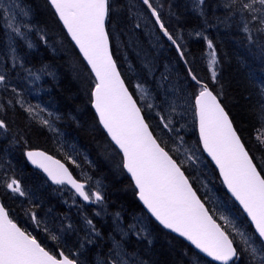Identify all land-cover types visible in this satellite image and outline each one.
Instances as JSON below:
<instances>
[{
    "label": "snow or ice",
    "instance_id": "obj_1",
    "mask_svg": "<svg viewBox=\"0 0 264 264\" xmlns=\"http://www.w3.org/2000/svg\"><path fill=\"white\" fill-rule=\"evenodd\" d=\"M49 3L95 75L92 97L99 122L122 153V167L130 174L135 189L138 190V198L151 216L163 228L179 234L217 264H264V175L261 174L264 168L258 171L257 165L253 162L254 158L241 142V137L233 127V121L221 103L222 91H215L210 86L219 84L218 60L212 40L204 35L203 31H195V36L204 39L210 50L207 62L210 72L208 82L198 77L192 68L187 69L188 76L195 86L192 98L194 115L198 119L199 143L219 168L223 183L247 214L254 231L241 230L234 221L223 215L219 217L223 221V226L218 223L182 170L183 162L178 163L170 151L166 150L167 145L158 140L150 130L145 115L142 114V107L138 106L137 100L134 99L135 92H130L125 85L110 51L106 21L111 19L110 13L114 7L112 0H49ZM142 3L150 10L163 36L176 47L183 59L184 46L178 42L182 37L169 31L161 19L160 11L153 6L151 0H142ZM205 4L206 0H192V11L207 22ZM14 7L19 5H9L4 9V26L24 39L28 48H32L33 44L28 40L31 26L17 21V15L11 11ZM223 7L230 17L240 18L243 22L242 30L250 41L253 39L251 31L264 35V0H223ZM19 15L28 17L29 13L20 9ZM136 27H139V24ZM41 39L44 37L41 36ZM18 59L13 49V68ZM26 71L29 76L39 79V76L30 69ZM9 87L10 81L0 68V88L7 91ZM11 91L15 93L16 89L11 88ZM261 95L264 96V86L261 88ZM12 103L11 100L7 104L0 103V112L5 111ZM16 103L23 108L22 101ZM146 107L152 109L154 105L148 103ZM25 111L32 115L34 109L29 106ZM175 111V104H169L168 115H160L159 120L164 128L178 132V129L170 127ZM253 114L258 124L264 127V100L260 101L258 110H254ZM40 123L51 128L47 119H41ZM0 130L3 132L9 130L3 118H0ZM180 139L183 142V138ZM26 156L33 165L43 169L54 183L71 185L84 201L93 203L104 201L100 191H86L85 183L74 179L68 168L59 160H54L42 151H27ZM194 156L192 153L187 158L193 160ZM0 187L21 197L26 195L19 180L6 173L0 175ZM116 215L119 216V213ZM31 218L35 221V214H32ZM86 223L90 228V234L100 235L92 220L88 219ZM229 227L235 235L227 231ZM134 229L135 225H129L128 231L118 226L121 238L111 237V246L106 253L97 257L96 264H146V261L139 259L134 252H129L125 247L124 238ZM136 235L139 236L140 232ZM51 238L59 239L55 235H51ZM86 242L91 244L94 241L86 238ZM80 247L83 248L84 244L82 243ZM0 264H82V262L63 251L54 255L46 250L35 236L23 230L10 218L9 211L0 203Z\"/></svg>",
    "mask_w": 264,
    "mask_h": 264
},
{
    "label": "trees",
    "instance_id": "obj_2",
    "mask_svg": "<svg viewBox=\"0 0 264 264\" xmlns=\"http://www.w3.org/2000/svg\"><path fill=\"white\" fill-rule=\"evenodd\" d=\"M22 1L28 5L27 8H29V10L32 12L36 25L42 27L47 33L54 35L55 38V52L51 53L47 49H43V46H41L40 43L38 46L39 51L35 54V56L33 55L28 66L37 67V57L40 59V56H42L40 61L55 69L57 75L59 74L57 76V80L49 84V96H45V98L43 97V102H46L47 99V103H50L53 106L55 111L65 122L64 126L62 127V132L66 133V138H62V141L58 140L57 145L55 144L54 146L52 138L54 139L55 136L51 134L49 137L45 128L42 126L39 127V124L37 125L36 123L34 124L30 122L35 121L18 107L7 108L8 110L6 109L5 112L3 111L2 115H0V118L5 119L8 124L9 130L7 133H12L13 137L15 136L17 145L20 144V146L25 147V149L42 150L58 157L71 168L74 175L76 173L72 165L65 159L64 156L66 155V151L69 149V147L76 146L78 151L86 153L89 156V159L93 162V164L89 165V163L88 166H85V164H83L84 160L80 159L79 164L83 165L82 168L84 169L85 166L90 174L92 172L91 175L100 180L103 179L102 181L106 185L105 192H107L106 201H108L111 207L115 208V211H124V213L131 212L132 215L143 214L147 217L146 213L142 209L143 207L137 200L136 191L131 181L123 171L122 158L120 154L112 146L107 136L101 130L97 118L91 109V94L94 89V79L91 76L87 66L67 38L48 2L46 0ZM222 1L223 0H206L204 11L206 18L208 19L210 17L209 20L211 19V24L209 20H207L206 23L203 17L191 12V9L188 5H182V3L180 4L178 0H162L156 5V7L160 11L161 19L169 31L174 35H179L182 37V39L178 42L184 46L185 60L190 61L191 64L193 60L196 61L199 58V55L204 52V46H206H200L203 45L204 42L197 39L194 31L197 29L196 31L207 32L209 39L212 38L211 40L214 41L213 45L215 46V49L219 55L217 72L218 74L220 73V76H218L221 79L219 80L217 76L219 84L210 86L213 88L215 87V91H222V93L224 92L221 102L233 121L237 133L241 137L251 156L254 158L259 170H261L264 168V127H261L258 124L253 113L254 110H258L260 101L264 100V96L260 95L262 86L261 84L258 85L259 78L258 76L257 79L254 77V74L261 76V70L255 69L257 66L264 68V35H261L255 31H251L250 34L253 39L250 41L247 38V34H245L242 30L243 22L240 20V18L238 16L230 17L226 9H224V11L222 10V8H224ZM112 3L114 7L113 11L110 13L111 19L108 22V31L111 40L114 43L113 29L115 27L120 31L122 30V34H124V37L128 38V42L135 48V50H137L136 52L143 56L145 52L148 53L146 56L147 63H150L152 66H154V59L150 60L152 50L148 46V41L145 40V38L144 40L141 38L138 39V34L133 28L134 24L130 14L131 10H129V6L127 9L126 0H112ZM160 5H163V7L161 8ZM187 9L190 11V13H187L189 12ZM222 13H226L228 17H223ZM215 14H217L218 17L217 15L215 16ZM219 16L223 17L221 22ZM212 19L217 23L214 24ZM201 22L202 24H200ZM218 24H225L223 25L224 28H221L220 30ZM211 26L213 27L211 28ZM218 31L221 32L222 35L220 34L219 36ZM196 39L200 43L197 42ZM163 40L167 45L169 44L164 38ZM170 47H172V44ZM172 51L171 55L173 54L174 58L178 60L176 51ZM113 52L118 63L119 70L124 77L126 84L131 89V92H134V89H132L131 83L128 79L126 69L120 62L121 58L119 53H117L115 46H113ZM255 55L256 57L260 56L263 63L261 61H257L255 59ZM189 66L192 68H198V77H201V79H203L205 82H208L209 79L207 78L210 77V74L207 73V68L204 64L203 66L206 72L205 76L200 71L198 64H192ZM187 68L189 67L187 66ZM183 70L187 72V69L184 67ZM255 70L259 71L256 72ZM261 77L262 80H264V71ZM189 88L192 91L195 90V86L192 82L189 83ZM143 113L145 117H147L145 111H143ZM189 137L190 139L191 137H195V141L199 145L196 133L193 132L185 138L189 139ZM20 146L17 147L18 151H16L18 160L15 161L12 159L15 165V170L12 172L13 174L8 172L9 169H11V166L5 167L4 162L3 164H0V168H7V175L13 176L19 180L20 184L33 189L34 185L39 183V181L42 182L44 178L26 164L23 151ZM19 151L21 152L19 153ZM207 165L210 172L206 174L203 173L202 176L208 178V181L210 182L209 184H211L218 193V197L223 199V205L220 207L216 204V202H213L210 199V191L213 190H208L205 188V184L202 186L196 185L194 183L192 184L198 193L203 192L200 196L204 202L208 204L207 206L214 219H216L217 222L223 226V221L219 219L221 215L228 218L234 216L239 219L243 229L246 231H253L247 220L242 216L239 208H237L227 196L215 169L211 166V164L207 163ZM183 170L188 176L191 175V173H189L186 168H183ZM198 173L199 172H196V175H199ZM196 175L194 178L195 180H197ZM262 175H264V172H262ZM1 190L2 189L0 187V198L4 206L10 212L11 218L22 227L20 222L13 214L15 205L18 206L20 210H22L19 203L16 202V200L11 199L10 196L9 200L5 195L2 194L3 191ZM47 191L48 194L46 193L47 196L44 194V200L46 199L48 202H50L54 200V197H52L50 200L52 191ZM36 207L37 205H32L30 209H36ZM24 210L29 212L26 209ZM18 212V209H16L15 213ZM148 220L150 221L151 229L155 236V246L154 243L153 245L149 246L145 242L139 243L140 245L135 246L137 251L144 254L143 257L148 261V263L192 264L190 262L193 260V257H197L194 251L177 237L164 232L150 218H148ZM95 224L99 225V222L95 221ZM76 227L80 229V226ZM229 230H231L230 233L232 235H235L231 227L227 229V231ZM41 243L48 251L52 252L53 254H57L55 250L48 247L45 243ZM72 245L75 247L73 243ZM200 259L205 263L210 264L204 259Z\"/></svg>",
    "mask_w": 264,
    "mask_h": 264
},
{
    "label": "rangeland",
    "instance_id": "obj_3",
    "mask_svg": "<svg viewBox=\"0 0 264 264\" xmlns=\"http://www.w3.org/2000/svg\"><path fill=\"white\" fill-rule=\"evenodd\" d=\"M151 2L155 7L159 0H151ZM126 3L127 9L129 6V10H131L130 14L134 24L133 28L138 34V39L141 38L142 40H144L145 38V40H147L149 43V48L153 49H151L152 54L150 55V60L154 59L155 62V59L160 57L161 54H169L171 47L164 42L163 37L160 35L154 24V21L152 20L149 13L146 12V8L143 5H140L141 2L139 0H126ZM13 4L19 5V7H14L11 9V11L17 15V21H22L31 26L32 30L28 32V40L33 44L32 48H28L27 43L24 39L17 36L10 29H7L4 26V9ZM20 9L27 11L29 13L28 17L19 15ZM140 11L143 14H141ZM144 11L145 13H148L147 17L146 15H144ZM137 24H139V27H136ZM22 31H24V29H22ZM43 31L45 30L42 27L36 25V23L34 22L32 12H29L28 9L19 0H0V68L3 69V72L6 74L7 79L10 81V87L7 91H5L3 88H0V103L7 104V102L11 100L13 103L11 105H8L9 108L18 107L27 114L28 112H26L25 109L29 106L33 107L35 115H33L34 112L32 114L33 116L29 114L28 115L35 119L39 124L41 119H50L49 121L51 124V128H49L48 126L44 127L48 131L49 135L53 134L55 136L54 140L58 142V140L62 141V138H66V133L62 132V127L64 126L65 122L61 117H59L60 115L57 114L53 106L50 103V105L47 103V99L46 106L45 102H43V97L45 98V96H49V84L57 80V73L55 74L56 71H54L52 67L42 63L40 61V59L42 58L39 59L38 57V60L36 61L38 65H36L39 67L28 66L26 68H31L30 70H33V73L36 71L35 74L39 76L38 80L35 79L34 76H29L28 71L21 68L22 66H24V61L27 65L30 63L33 55L35 56V54L39 51L38 46L40 43L41 46H43L49 52H55L56 43L54 42V35H52L51 33H47L46 31L44 34ZM122 32V30L120 31L116 27L113 29L114 43L121 60L124 61L123 65L126 69L127 75L131 83L135 85V92L137 94L140 105L145 111V114L148 113V115L151 116L152 123L158 135L162 137V141L169 147L170 151L177 155L179 162H183V166L188 170L189 173L196 174V172H199V176L203 173H209L210 171L208 170L209 168L207 165V160L202 154L199 145L195 141V137H191V139L190 137L189 139L184 137L186 135H190L192 130H195L194 100L192 98L193 91L189 88V82L181 78L180 74L177 71L175 72L174 67L171 66L173 65L172 61L171 63L168 62V60L170 59H168L166 63L161 66L160 64H157L156 67L152 66L150 63H147L146 56L148 55V53L145 52L144 56L137 53L135 48L128 42V38L124 37V34H122ZM41 36H43L44 39H40ZM3 40H5V42ZM163 48L164 51H162ZM13 49L15 50V56L19 58L14 68L12 67ZM130 52L133 53L132 59L129 57ZM201 55L202 60L204 59V63H206L205 59L208 60L209 55L206 54V56L204 57V52ZM153 64L155 65V63ZM187 66H189V64ZM164 69L165 72L163 71ZM255 69L261 70L260 75H263L264 68L257 66ZM46 70L47 72H45ZM259 70L255 71L258 72ZM171 72L176 73L175 77L177 78L173 76L172 78L170 76L172 75ZM259 84H262L261 86H264V80L259 79ZM138 85L140 86L139 88L137 87ZM11 88H15L16 92H12ZM141 89L143 91H141ZM186 90L188 91V93ZM5 101L6 103H4ZM16 101H22L23 108L19 103H16ZM148 103H152L154 107L152 109H148L146 107ZM169 104H175L176 106V111L172 115L173 123L172 125H170V127L178 129V132L170 131L169 129L164 128L159 120L160 115H168ZM40 109H43V111H40ZM50 113L51 115H49ZM0 115H2V112H0ZM0 133H2L0 134V164H3L4 162L5 167L11 166V169H9L8 171L11 174L15 170L13 160H18L16 151H18L17 147L20 146V144L17 145L15 136L13 137L12 133L3 132V130H0ZM181 137L183 138V142L180 139ZM21 148L24 152L25 147ZM177 148L179 149V151H173ZM20 152L21 151H19V153ZM192 153L195 154L194 159L189 160L187 157ZM64 157L68 162H70V164L74 168V171L78 174L80 179H83L89 183V190L100 191L105 198L107 194L105 192L106 186L104 182L100 179L99 181L98 179L93 178L87 168L84 166L85 168L83 169V165L79 164V160L83 159V164L88 166L89 162L87 156H84L81 151H78L76 146H71L66 151V155ZM73 161L75 163H73ZM89 161L91 162L90 159ZM5 167L0 168L1 175L5 173L7 174V168L5 169ZM202 185H204V187L208 190H213L210 191L211 193L209 197L213 202H216V204L221 207L224 201L223 199H220L218 197V193L215 191L212 185L207 181L206 183L203 181ZM21 187L26 192V195L23 197L12 194L10 191L3 187H1L3 191L2 194L5 195L8 199L10 196L11 199H14L19 203L22 210H20L18 206H14L15 210L13 214L15 218L22 224L24 228L29 230V232L31 231L37 233L40 241L45 243L48 247L52 248L51 246H53L54 248H57L56 244H58L62 247L65 254H71L74 258H77L80 262H82V264H96L97 257L100 254L106 253L108 251V248L111 246V237L114 236L116 239L121 238L118 231V226L119 228H123L125 231H128L129 225L132 224L135 225V229L129 232L128 236L124 238L125 247L129 252H134L136 254V257L143 261H146V264H149L148 261L143 257L144 254L135 249L136 245H140L139 243H143L140 237H142L143 235V238L148 237L147 239H149L151 235L150 233L152 232L150 221H148V217H146L145 215L141 214L139 217L133 219L132 223L131 221H129L130 223H127L126 218L122 214L119 213V216L116 215L118 212L112 210L111 205L108 202L106 204L105 199L102 203H96L97 206L95 208L93 206L87 207L83 203L79 202L76 196L68 188L58 189L55 187H51V191L53 194L52 196L50 195V200L52 197H54V200L48 202V200L45 199L48 202L47 203L44 200V194L47 196L48 191H46L47 188L45 189L42 184L36 183L33 189L26 187L23 184H21ZM49 203L55 205H51ZM32 205H37L36 209H30ZM23 208L28 210L29 212H26ZM16 209H18V213H15ZM32 214H35L36 216L35 221L31 218ZM88 219L92 220L96 231L100 234L99 236H96L94 233L90 234V228L86 223V220ZM228 219L234 221L236 226L241 230L246 231L245 229H243L239 219L234 216L229 217ZM37 221L39 222V224H37ZM95 221L99 222V225H96ZM75 226H80V229L86 233V238L92 239L94 242L89 245L86 242L85 237H79V239L77 240L78 243L75 244L76 249H70L68 243L70 241H68L66 237L74 235ZM45 229H47V231H45ZM141 229L143 231H141ZM137 232H140L139 236L136 235ZM50 234L57 236L59 239L53 240ZM134 236L135 238L140 239L139 243L137 241H131L135 240L131 239L132 237L134 238ZM237 239L239 238L237 237ZM79 243H83L84 247L81 248ZM191 262H194L195 264H207L200 258H194V261L191 260Z\"/></svg>",
    "mask_w": 264,
    "mask_h": 264
},
{
    "label": "bare ground",
    "instance_id": "obj_4",
    "mask_svg": "<svg viewBox=\"0 0 264 264\" xmlns=\"http://www.w3.org/2000/svg\"><path fill=\"white\" fill-rule=\"evenodd\" d=\"M26 8L28 7V5H26L22 0H19ZM46 1H48V0H46ZM153 1V0H152ZM162 0H159V2H161ZM159 2H157V4L159 3ZM178 2L181 4L182 3V5L184 4V5H188L189 6V8L191 9V12H193L192 11V0H178ZM223 2V1H222ZM152 3V2H151ZM218 3H219V1H218ZM140 5H142V4H140ZM154 5V4H153ZM142 7V6H141ZM140 7V8H141ZM155 7H156V5H155ZM181 7V6H180ZM186 7V6H185ZM30 8H32V7H30ZM51 8V7H50ZM28 9V11L29 12H31L30 10H29V8H27ZM142 9V8H141ZM224 9L225 8H222V10L224 11ZM33 10V9H32ZM188 10V9H187ZM189 11V10H188ZM216 11H218V10H216ZM141 12V11H140ZM147 12V11H146ZM144 13H145V11H144ZM187 13H190V11L189 12H187ZM195 13V12H194ZM141 14H143L142 12H141ZM147 14L148 13H145L144 15H146V17H147ZM192 14V13H191ZM190 14V15H191ZM173 15V14H172ZM212 15V14H211ZM217 14H215V16H216ZM149 16V15H148ZM196 16V15H195ZM222 16L223 17H228V15L226 14V13H222ZM197 17V16H196ZM217 17H218V15H217ZM220 17V22H221V20H222V18L223 17H221V16H219ZM36 18V17H35ZM149 18V17H148ZM210 18V17H209ZM209 18L207 19V20H209ZM36 20V19H35ZM204 20V19H203ZM211 20V19H210ZM209 20V21H210ZM213 20V19H212ZM219 20V19H218ZM216 21V20H215ZM59 22V21H58ZM214 24L215 23H217V22H214V20L212 21ZM219 22V21H218ZM136 23H137V21H136ZM197 23H199V22H197ZM207 23V22H206ZM59 24L61 25V27H62V29L64 30V32H65V34H66V36H67V38H68V35H67V33H66V31H65V29L63 28V26H62V24L59 22ZM200 24H202V22L200 23ZM210 24H211V21H210ZM207 25V24H206ZM219 26V29L221 30V28L223 29L224 28V26L223 25H225V24H218ZM196 26V25H195ZM202 26V25H201ZM215 26V25H214ZM191 27V26H190ZM207 27V26H206ZM213 26H211V28H212ZM217 27V28H218ZM193 28V27H192ZM216 28V27H215ZM205 29V28H204ZM214 29V28H213ZM190 30V29H189ZM197 30V29H196ZM195 30V31H196ZM203 30V29H202ZM209 30H210V28H209ZM193 31V30H192ZM191 31V32H192ZM195 31H194V33H195ZM217 31V30H216ZM44 32V31H43ZM212 32V31H211ZM219 32V31H218ZM217 32V33H218ZM203 33H204V35H206L208 38H209V35L207 34V32H204L203 31ZM216 33V34H217ZM44 34H45V32H44ZM188 34V33H187ZM191 34V33H190ZM220 34H221V32H219V36H220ZM218 35H217V37H218ZM222 35V34H221ZM213 36V35H212ZM215 36V35H214ZM160 37V36H159ZM158 37V38H159ZM188 37V36H187ZM191 38V37H190ZM195 38V37H194ZM219 38V37H218ZM41 39V38H40ZM69 39V38H68ZM148 39V38H147ZM160 39V38H159ZM158 39V40H159ZM197 39H199V40H201V41H203L204 42V44L203 43H201V44H203V45H200V46H204V45H206V46H204V56H206V54H209V52H210V50L207 48V42L204 40V39H202V38H198L197 37ZM196 39V40H197ZM212 39V38H211ZM215 39H216V37H215ZM220 39H222V38H220ZM4 42H5V40H3ZM70 41V40H69ZM162 41V40H161ZM169 44V46H171V42L170 41H168V40H166ZM197 42H199L198 40H197ZM212 42H214V41H212ZM216 42V41H215ZM2 43V42H1ZM40 43V42H39ZM196 43V42H195ZM200 43V42H199ZM109 44H110V51L112 52V54H113V59L116 61V59H115V56H114V52H113V46H115V48H116V45H114V43H113V41L111 40V38H110V34H109ZM219 44H220V42H219ZM2 45V44H1ZM43 45V44H42ZM47 45H50V44H47ZM125 45V44H124ZM140 45V44H139ZM160 46V45H159ZM163 47V46H162ZM215 47V46H214ZM24 48V47H23ZM23 48H22V50H23ZM125 48V47H124ZM43 49H44V47H43ZM126 49V48H125ZM150 49H152V48H150ZM171 50H170V52H169V54H164V55H162L161 54V56L160 57H158V58H156L155 56V65H157V64H160V66L161 65H163V64H165L166 63V61L168 60V59H170V60H168V62L169 63H171V61H172V64L173 65H171V66H173L174 67V69H175V72L177 71L179 74H180V77L181 78H183V79H185V80H187V81H189V83L191 82V80H190V78H189V76H188V73L185 71V70H183V67L185 68V69H188L187 68V63L189 64V65H192V64H198L199 65V67H200V71L203 73V75L205 76L206 75V72H205V69H204V66H203V64L205 65V67L207 68V73H209L210 74V72H209V70H208V67H207V62H208V60H206L205 59V61H206V63H204V59L202 60V55L200 56L199 54V58L196 60V61H192V64H191V62L190 61H188L187 60V63H185V58H183V59H181V57H180V55L178 54V52H177V50H176V47L174 46V45H172V47L170 48ZM129 50H130V48H129ZM132 50H133V48H132ZM132 50H131V52H132ZM153 50V49H152ZM172 50H175L176 51V53H177V58H178V60L177 59H175L174 58V55L172 54L171 55V51ZM202 50V49H201ZM216 50V49H215ZM21 51V50H20ZM116 51H117V48H116ZM137 51V50H136ZM155 51V50H154ZM153 51V52H154ZM157 51H159V50H157ZM162 51H164V48H163V50ZM45 52H46V50H45ZM128 52V51H127ZM130 52V54H129V56L132 58L133 57V53H131ZM134 52V51H133ZM173 52V51H172ZM117 53H118V51H117ZM200 53H201V51H200ZM21 54H22V52H21ZM152 54V53H151ZM158 54V53H157ZM159 55V54H158ZM157 55V56H158ZM216 55H217V60H218V57H219V55H218V53H217V51H216ZM80 56V55H79ZM81 57V56H80ZM185 57V56H184ZM40 58H41V56H40ZM82 59V58H81ZM166 59V60H165ZM255 59L257 60V61H261V58H260V56L259 57H256V55H255ZM83 60V59H82ZM24 61V60H23ZM120 62L122 63V64H124L123 62L124 61H122L121 59H120ZM262 62V61H261ZM22 63V62H21ZM43 63V62H42ZM47 63V62H46ZM263 63V62H262ZM23 64V63H22ZM116 64L118 65V63H117V61H116ZM220 64V63H219ZM42 65V64H41ZM154 65V66H155ZM169 65V64H168ZM167 65V66H168ZM44 66V65H43ZM49 66V65H48ZM217 66H218V64H217ZM221 66V65H220ZM28 67V65L26 64V62L24 61V66H22L21 68L22 69H25L26 70V68ZM37 67H39V66H37ZM47 67V66H46ZM189 68H192V67H190V66H188ZM20 68V69H21ZM44 68V67H43ZM167 68V67H166ZM222 68V67H221ZM31 69V68H30ZM41 69V68H40ZM157 69V68H156ZM193 69V71L198 75L199 73V69L198 68H192ZM223 69H224V67H223ZM38 70V69H37ZM162 70V69H161ZM171 70V69H170ZM219 70V69H218ZM33 71V70H32ZM41 71V70H40ZM52 71V70H51ZM54 71H55V69H54ZM149 71V70H148ZM164 72H165V69L163 70ZM167 71H168V69H167ZM36 72V71H35ZM34 72V73H35ZM38 72V71H37ZM45 72H47V70L45 71ZM153 72V71H152ZM21 73V72H20ZM161 73V72H160ZM166 73H168V72H166ZM172 73V75H170L171 77L173 76V77H175V74L176 73H174V72H171ZM55 74H56V72H55ZM153 74V73H152ZM163 74V73H162ZM220 74V73H219ZM218 74V75H219ZM20 75V74H19ZM59 75V74H58ZM58 75H56V76H58ZM151 75V74H150ZM169 75V74H168ZM178 75V74H177ZM176 75V76H177ZM255 76V78L257 79V76H258V78L259 79H261L262 80V77L261 76H259V75H257V74H254ZM46 76V75H45ZM158 76V75H157ZM220 76V75H219ZM219 76H218V78H219ZM222 76V75H221ZM18 77V76H17ZM154 77V76H153ZM172 77V78H173ZM261 77V78H260ZM175 78H177V77H175ZM201 78V77H200ZM205 78V77H204ZM155 79V78H154ZM206 79V78H205ZM207 79H209V78H207ZM221 78H219V80H220ZM46 80V79H45ZM175 80H177V79H175ZM180 80V79H179ZM203 80V79H202ZM253 80V79H252ZM138 81V80H137ZM157 81V80H156ZM155 81V82H156ZM174 81V80H173ZM186 81V82H187ZM223 81V80H222ZM182 82V81H181ZM252 82V81H251ZM175 83V82H174ZM188 83V84H189ZM254 83H256V82H254ZM94 84H95V81H94ZM176 84H177V81H176ZM186 84V83H185ZM223 84V83H222ZM44 85V84H43ZM183 85V84H182ZM181 85V86H182ZM191 85V84H190ZM256 85V84H255ZM258 85H259V83H258ZM262 85V84H261ZM131 87H132V89H135L134 87H135V85H133V83L131 84ZM223 87V86H222ZM51 88V87H50ZM157 88V87H156ZM215 88V87H214ZM183 89V88H182ZM187 89V88H186ZM50 90V89H49ZM48 91V90H47ZM129 91L131 92V89L129 88ZM158 91V90H157ZM187 91V90H186ZM46 93V92H45ZM49 93V92H48ZM180 93V92H179ZM187 93H188V91H187ZM190 93V92H189ZM224 93V92H223ZM257 93H259V92H257ZM261 95V94H260ZM9 96V95H8ZM159 96V95H158ZM3 102V101H2ZM41 102V101H40ZM51 102V101H50ZM4 103H6V101L4 102ZM8 103V102H7ZM46 102H45V106H46ZM9 108V107H8ZM8 110V109H7ZM226 110V109H225ZM5 112V111H4ZM16 112V111H15ZM15 112H13V113H15ZM56 113V112H55ZM24 114V113H23ZM25 114H27V113H25ZM29 114V113H28ZM27 114V115H28ZM58 114V113H57ZM33 115H35V112H34V114ZM32 115V116H33ZM29 116V115H28ZM146 122L149 124V126H150V130L153 132V134L158 138V140H160V141H162L163 139H162V137L160 136V135H158V133H157V131H156V129H155V127H154V125H153V123H152V120H151V116H149L148 115V113H146ZM26 117V116H25ZM24 117V118H25ZM32 120H34L35 122H33V121H30V122H32V123H36L37 125L39 124L35 119H33L31 116H29ZM60 117V116H59ZM27 118V117H26ZM54 118V117H53ZM72 119V118H71ZM50 120V119H49ZM56 120V119H55ZM58 120V119H57ZM50 122V121H49ZM55 122V121H54ZM57 124H60V123H57ZM62 125V124H61ZM35 126V125H34ZM39 127L40 126H42L43 128H45L44 127V125H42L41 123L38 125ZM38 127V128H39ZM46 129V128H45ZM40 130H42V129H40ZM196 133V135H198V119L195 117V130H192V132H191V134L192 133ZM42 133V132H41ZM47 134H48V136H49V133H48V131L46 132ZM39 134V133H38ZM45 134V133H44ZM74 134V133H73ZM39 135H41V134H39ZM46 136V135H45ZM51 136V135H50ZM49 136V137H50ZM187 136H189V135H186V136H184V137H187ZM39 137V136H38ZM164 137V136H163ZM46 139V138H45ZM52 141H53V144H54V146H55V144L57 145V143L58 142H56L53 138H52ZM251 142V141H250ZM166 150H169L170 151V149H169V147L167 146V148H166ZM170 153L173 155V158L174 159H176L177 160V162L178 163H180L179 162V160H178V157H177V155H175L173 152H171L170 151ZM84 154V156H87V159H88V161H89V156L86 154V153H83ZM253 162L256 164V162H255V160L253 159ZM89 165H91V164H93V162L91 161H89ZM257 165V164H256ZM86 166V165H85ZM85 168V167H84ZM101 168V167H100ZM183 168H185L184 166H183ZM214 168V167H213ZM99 169V168H98ZM215 169V168H214ZM257 169L259 170V168H258V166H257ZM100 170V169H99ZM125 170V169H124ZM98 171V170H97ZM102 171V170H101ZM86 172V171H85ZM90 173V172H89ZM91 174H92V172H91ZM90 174V175H91ZM96 174V173H95ZM195 175L196 174H191V175H189L188 177H189V180H190V182L191 183H194V184H196V185H199V186H202V182L204 181L205 183H206V181L207 182H209L208 181V178H206V177H204V176H202V175H196L197 176V180H195L194 178H195ZM93 178H96L95 176H93V175H91ZM99 176V175H98ZM129 176V175H128ZM103 177V176H102ZM109 178V177H108ZM129 178V180L131 181V183H132V185H133V187H134V189H135V186H134V182L132 181V179L130 178V176L128 177ZM96 179H98V178H96ZM107 179V178H106ZM205 179H206V181H205ZM99 180V179H98ZM103 180V179H102ZM77 181L78 182H82V180H80V179H77ZM96 181V180H95ZM100 181V180H99ZM107 182V181H106ZM111 182H112V180H111ZM117 182V181H116ZM115 182V183H116ZM113 183V182H112ZM117 183H119V182H117ZM210 183V182H209ZM39 184H42L43 185V187L46 189V191L47 190H50L51 191V187H53V185L51 184V182L50 181H48V180H42V182L41 181H39ZM114 185V184H113ZM106 186V185H105ZM223 186V185H222ZM109 187H110V185H109ZM108 188V187H107ZM118 188V187H117ZM135 191H136V197H137V200H138V202L140 203V205L143 207V204H142V202L139 200V198H138V190L137 189H135ZM107 193V192H106ZM116 195V194H115ZM118 196V195H117ZM116 198V197H115ZM118 198V197H117ZM105 201H106V196H105ZM119 201V200H118ZM107 202L108 201H106V204H107ZM89 204L91 205V206H93L94 208L97 206V204L96 203H93V202H89ZM120 204V203H119ZM118 204V205H119ZM122 206V205H121ZM124 207V206H123ZM126 208V207H125ZM112 210H115V208H112ZM116 212H118V213H120V214H122L125 218H126V220H127V223L129 222V221H131V223H132V220L133 219H135L136 217H139L140 215H132L131 214V212H128V213H124V211L122 212V211H116ZM97 213V212H96ZM146 215H147V213H146ZM148 217V216H147ZM95 218V217H94ZM148 218H150V217H148ZM151 219V218H150ZM152 220V219H151ZM149 221V220H148ZM153 221V220H152ZM82 222V221H81ZM154 222V221H153ZM130 223V222H129ZM132 225V224H131ZM164 232H166V233H168V234H171V235H173V236H175V237H177L178 239H180L181 241H183L187 246H189L193 251H194V253L197 255V257H195V258H202V259H204L205 261H207L208 263H210V264H217V263H215V262H213V261H211V260H209V259H207V258H205V257H203L202 255L200 256V254L193 248V247H191L186 241H184L182 238H180V237H178V236H176V235H174L173 233H171V232H169L168 230H166V229H164L163 227H161V226H159ZM152 230V229H151ZM31 232V231H30ZM228 232H231V230H229ZM72 233V232H71ZM31 234L33 235V236H35L36 238H37V240H38V238H39V236H38V234L37 233H34V232H31ZM151 235H150V238L149 239H147V238H143V235H142V237H140V239L142 240V242H145V243H147L149 246H151V245H153V243H154V241H155V236H154V234H153V232H151L150 233ZM62 236V235H61ZM60 236V237H61ZM67 236V235H66ZM63 237H64V235H63ZM79 237H87L86 236V233L84 232V231H82L81 229H79V228H77L76 226H75V228H74V235H71V236H67L66 238H67V240L68 241H70V242H72V243H74V245L76 244V243H78V239H79ZM131 239H135V240H131L132 242H134V241H137L138 243H139V238H135V236H134V238L132 237ZM136 239H138V240H136ZM59 241V240H58ZM82 241V240H81ZM158 241V240H157ZM156 241V242H157ZM70 242H68L69 243V246H70V249H76L73 245H72V243H70ZM60 243H62V242H60ZM80 244V243H79ZM146 244V245H147ZM57 245V248H54L53 246H51L55 251H56V253L58 254L60 251H63L64 252V250L62 249V247L60 246V245H58V244H56ZM81 245V244H80ZM90 245V244H89ZM147 245V246H148ZM73 246V247H72ZM146 246V247H147ZM148 246V247H149ZM154 246H155V243H154ZM145 247V248H146ZM151 250V249H150ZM145 251V250H144ZM143 251V252H144ZM67 255V254H66ZM192 256V255H191ZM199 256V257H198ZM193 257V256H192ZM192 259V258H191ZM193 261H194V257H193ZM199 262H201V261H199ZM190 263H194V262H190ZM195 264V263H194ZM203 264V263H202Z\"/></svg>",
    "mask_w": 264,
    "mask_h": 264
},
{
    "label": "water",
    "instance_id": "obj_5",
    "mask_svg": "<svg viewBox=\"0 0 264 264\" xmlns=\"http://www.w3.org/2000/svg\"><path fill=\"white\" fill-rule=\"evenodd\" d=\"M141 2H142V0H140ZM48 3H49V0H48ZM49 5H50V3H49ZM51 6V5H50ZM145 6V5H144ZM146 8H147V6H145ZM52 8V7H51ZM53 9V8H52ZM54 10V9H53ZM147 10L149 11V13H150V15H151V12H150V10L147 8ZM57 16V18H58V15H56ZM153 18V20H154V22H155V18L154 17H152ZM58 20H59V18H58ZM59 22L62 24V26H63V23L59 20ZM106 23H107V21H106ZM156 24V23H155ZM156 26H157V28L159 29V26L156 24ZM63 28H64V26H63ZM65 29V28H64ZM65 31H66V33H67V30L65 29ZM159 31H160V29H159ZM161 32V31H160ZM161 34H162V32H161ZM67 35H68V37H69V39H70V41L73 43V45L75 46V48L77 49V51H78V53L80 54V56H81V58L83 59V61L86 63V65H87V62L84 60V58H83V56H82V54L80 53V51H79V48H78V46H76L75 45V42L74 41H72L71 40V37H70V35L67 33ZM163 35V34H162ZM109 47H110V44H109ZM87 67H88V69L90 70V72H91V69H90V66H88L87 65ZM117 70H118V68H117ZM119 71V70H118ZM92 73V72H91ZM92 75H93V77L95 78V75H94V73H92ZM92 109L94 110V112H95V114H96V116H97V118H98V120H99V116H98V114L96 113V110H95V108H94V106H93V104H92ZM100 123V122H99ZM100 126H101V128L104 130V132L107 134V132H106V130L103 128V126L100 124ZM198 135H199V126H198ZM110 138V137H109ZM111 140V139H110ZM113 143V142H112ZM114 144V143H113ZM201 147H202V144H201ZM119 150V149H118ZM202 150H203V147H202ZM30 151H39V150H30ZM27 152V151H26ZM45 153V152H44ZM121 153V152H120ZM203 153L205 154V156L208 158V160L215 166V168L217 169V171H218V173H219V176H220V179H221V181L223 182V177L220 175V172H219V168L215 165V162L214 161H212L211 160V157H209L208 156V154L206 153V152H204L203 151ZM47 154V153H46ZM47 155H49V154H47ZM121 155H122V153H121ZM50 156V155H49ZM54 160H57V159H55L53 156H51ZM25 158H26V161H27V163L31 166V167H33V168H35V169H37V170H39L40 172H42L45 176H46V178L53 184V185H55V186H62V185H64V184H56V183H54L49 177H48V175H47V173H45L44 171H43V169H41V168H38L36 165H33L32 163H31V161L30 160H28V158H27V156H26V153H25ZM60 163L61 164H64L63 162H61L60 161ZM64 166L66 167V165L64 164ZM67 168V167H66ZM69 170V169H68ZM125 171H126V169H125ZM70 172V171H69ZM126 173H127V171H126ZM129 176H130V174L129 173H127ZM73 176V175H72ZM74 178V177H73ZM131 178V177H130ZM75 179V178H74ZM65 185H67L69 188H71L74 192H75V190L71 187V185H68V184H65ZM223 185H224V187H225V189L227 190V193L230 195V197L238 204V206L242 209V207L239 205V202L238 201H236L235 200V198L234 197H232V195H231V193L228 191V189H227V187H226V185L223 183ZM76 194V193H75ZM77 195V197L81 200V201H83L84 203H86V204H89V202H86V201H84L81 197H79L78 196V194H76ZM0 203H1V201H0ZM143 204V203H142ZM143 207L145 208V206L143 205ZM146 209V208H145ZM146 211H147V209H146ZM242 211H243V209H242ZM147 213L151 216V214L147 211ZM244 213V212H243ZM245 214V216H246V218L250 221V219L247 217V214L246 213H244ZM151 218L159 225V226H161V227H163L162 225H160L159 224V222L158 221H156L155 220V218L154 217H152L151 216ZM251 223V222H250ZM252 225V224H251ZM252 227H253V229H254V226L252 225ZM165 229V228H164ZM166 230H168V229H166ZM169 232H171V233H173L174 235H176V236H178V237H180L179 236V234H177V233H174V232H172L171 230H168ZM180 238H182L184 241H186L191 247H193L194 249H195V247L193 246V245H191V243L189 242V241H187L185 238H183V237H180ZM200 255H202L203 257H205V258H207V259H209V260H211L212 261V259L210 258V257H207L205 254H203V253H200L199 252V250L198 249H195ZM215 263H217V262H215Z\"/></svg>",
    "mask_w": 264,
    "mask_h": 264
}]
</instances>
